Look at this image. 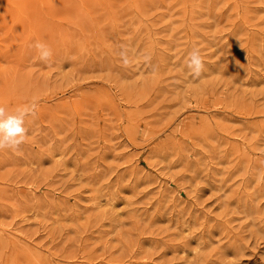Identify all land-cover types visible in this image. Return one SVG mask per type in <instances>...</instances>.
<instances>
[{
  "label": "rangeland",
  "instance_id": "374dc122",
  "mask_svg": "<svg viewBox=\"0 0 264 264\" xmlns=\"http://www.w3.org/2000/svg\"><path fill=\"white\" fill-rule=\"evenodd\" d=\"M33 101L0 264H264V0L4 4L0 106Z\"/></svg>",
  "mask_w": 264,
  "mask_h": 264
},
{
  "label": "clouds",
  "instance_id": "9594fccd",
  "mask_svg": "<svg viewBox=\"0 0 264 264\" xmlns=\"http://www.w3.org/2000/svg\"><path fill=\"white\" fill-rule=\"evenodd\" d=\"M33 47L38 58L42 62H49L52 58L51 47L42 41L34 42ZM124 67L131 64L127 49L119 53ZM146 60L150 57H145ZM186 67L194 78H199L205 70V62L198 48H193L186 58ZM37 105L33 101L30 105L18 107L14 112H9L5 107L0 106V151L17 150L25 142L27 129L25 128V117L35 115Z\"/></svg>",
  "mask_w": 264,
  "mask_h": 264
},
{
  "label": "bare ground",
  "instance_id": "6f19581e",
  "mask_svg": "<svg viewBox=\"0 0 264 264\" xmlns=\"http://www.w3.org/2000/svg\"><path fill=\"white\" fill-rule=\"evenodd\" d=\"M24 0H0V7L2 6V5H4V4H6V5H8L9 4V2H11V4L12 5H14V6H17V8L19 9V6H21V4H22V2H23ZM53 2L55 1V0H52ZM43 7V6H42ZM22 9H23V7H21ZM25 9H27V6L26 5H24V10ZM43 10V9H42ZM26 11V10H25Z\"/></svg>",
  "mask_w": 264,
  "mask_h": 264
}]
</instances>
